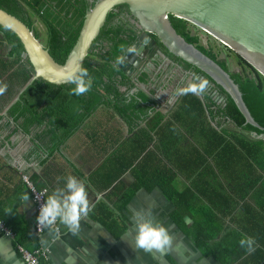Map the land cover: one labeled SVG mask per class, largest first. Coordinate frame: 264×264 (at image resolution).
<instances>
[{"label":"crops","instance_id":"1","mask_svg":"<svg viewBox=\"0 0 264 264\" xmlns=\"http://www.w3.org/2000/svg\"><path fill=\"white\" fill-rule=\"evenodd\" d=\"M11 75L0 78L8 85L0 95V220L15 237L0 229V264H26L18 245L30 252L47 247L41 264H264V134L244 137L245 144L216 108L207 109L211 94L176 97L173 83L163 91L160 84L141 86L150 97L136 91L119 103L127 117L104 106L51 151L39 144L46 126L25 133L10 115L17 103L6 111L24 84ZM211 101L225 107V100ZM23 175L45 189L46 198L68 175L85 182L92 211L77 235L59 224L58 234L47 228L35 234L36 211ZM25 194L28 201L21 199ZM153 201L150 218L174 237L164 255L134 248L133 211L147 213ZM242 235L255 238L254 252L240 247Z\"/></svg>","mask_w":264,"mask_h":264},{"label":"trees","instance_id":"2","mask_svg":"<svg viewBox=\"0 0 264 264\" xmlns=\"http://www.w3.org/2000/svg\"><path fill=\"white\" fill-rule=\"evenodd\" d=\"M97 1L0 0V8L19 18L32 31L33 19H37L46 32L45 47L49 50L50 55L57 64L63 65L68 53L71 52L79 37L87 10L93 8ZM126 9L128 10L127 5H121L108 15L107 25L96 40L90 56L84 62L83 68L88 69L89 76L93 81L89 92L81 96L69 95L70 89L75 87L74 84L57 87L37 80L32 83V86L22 95L21 100L12 108L10 115L16 116L15 121L21 122L19 127L25 133H29L33 127H47L48 131L44 134L43 139L38 137L39 144L44 148H48L49 146L48 150H56L57 146L53 145V143H62L68 136L86 125L90 118L104 106L115 110L123 117H127V110L121 108L119 104L124 101L125 97L116 86L117 78L122 73L118 70L115 63L116 58L121 55L124 56L137 38V31L133 27H128L123 20L119 19V14ZM174 19L178 21L176 26L180 30V34L188 42L196 44L198 49L215 60L224 71L230 74L232 80L242 93L243 101L250 111L253 121L264 129V79L243 58L225 47L230 54H233L240 68V72L231 73L226 60H219V57L213 50H208L199 45V38L196 35H192L191 32L187 33L188 22L179 18ZM34 36L38 39L35 34ZM0 42L1 44L4 43L7 47H11L9 52L10 57L16 58L17 61L20 60L21 55L24 53L22 43L13 32L1 25ZM121 45L124 47L123 51L120 49ZM177 59L181 60L180 58ZM17 61L9 62V65L3 66L0 76L7 75L8 72L13 70L17 65ZM181 61L187 69L191 67L186 62H183V60ZM27 72V68L23 66L22 70L13 73L11 77L15 81H19L20 79L25 84L28 79ZM196 72L203 74L197 69ZM203 76L214 85L215 90L226 101L225 107L222 108L216 106L211 101V96L205 95L206 101L211 103V106H207V109L216 108L217 111L215 113L218 117L233 122L239 128L249 130L257 135L264 134V130L246 125L245 118L224 90L215 85L205 74ZM10 81H12V78H10ZM121 84L127 86L128 79ZM196 105L202 107L198 98H196ZM157 118L159 119L158 122L161 123V118L159 116ZM156 128L158 127L153 126L154 130ZM58 132H61V135H58ZM232 135L235 138L239 137L237 134L232 133ZM240 138L245 144H250L244 137L241 136ZM261 144V141L254 142L255 146H261ZM142 149L143 147L140 146L138 151ZM159 167H162L161 162ZM155 169L160 174L165 173V176H168L166 171L157 167ZM136 174L140 176L138 171H136ZM33 186L37 190L43 189L37 187L35 184Z\"/></svg>","mask_w":264,"mask_h":264},{"label":"water","instance_id":"3","mask_svg":"<svg viewBox=\"0 0 264 264\" xmlns=\"http://www.w3.org/2000/svg\"><path fill=\"white\" fill-rule=\"evenodd\" d=\"M121 5L128 6L133 23L140 32L130 48L132 51L124 55V62L119 66L126 74L128 69L125 67L130 69L133 66L128 77L146 61L156 44L149 35H155L169 54L199 70L222 88L245 118L246 125L264 130L253 121L242 93L230 74L196 45L186 41L170 19L184 20L216 38L264 79V0H98L93 8L87 10L79 37L63 65L57 64L49 50L35 38L33 31L23 21L0 8V25L19 38L31 73L30 79L20 87L6 111L18 103L37 80L57 87L71 84L66 80L67 73L73 68L83 67L107 25L108 15ZM229 126H232L233 132L248 140L256 137L255 133L239 128L233 122H229Z\"/></svg>","mask_w":264,"mask_h":264},{"label":"clouds","instance_id":"4","mask_svg":"<svg viewBox=\"0 0 264 264\" xmlns=\"http://www.w3.org/2000/svg\"><path fill=\"white\" fill-rule=\"evenodd\" d=\"M120 49L121 51L124 50L123 45L120 46ZM128 51H132V49H128ZM124 59L123 55L118 56L115 61L116 65L122 64ZM66 80L75 85L74 88L70 89L69 95L81 96L92 88V78L89 76L88 69L83 67L70 70L66 75ZM7 87L6 83H0V95L6 92ZM208 88L209 81L207 79L193 74L189 82L183 86L178 85L175 88L173 95L176 97L189 94L203 96ZM21 199L28 201L29 196L25 194ZM154 204L155 202L153 201L149 205L147 213L143 209L133 211L136 229L134 248L142 249L147 253L155 251L164 255L172 251L174 237L164 224L150 218L152 215L151 208ZM5 211L11 212L10 209H6ZM91 211L92 206L88 199L85 182L74 175H68L63 187H57L47 195L46 200L40 207L36 220L40 229L47 228L50 232L58 234L59 228L57 225L59 224L63 225L72 235H77L81 231L82 219L86 218ZM239 245L246 252L252 253L255 251L256 240L253 236L242 235Z\"/></svg>","mask_w":264,"mask_h":264},{"label":"flooded vegetation","instance_id":"5","mask_svg":"<svg viewBox=\"0 0 264 264\" xmlns=\"http://www.w3.org/2000/svg\"><path fill=\"white\" fill-rule=\"evenodd\" d=\"M89 1L93 2L94 0H89ZM119 19L123 20L124 23H126V25L128 27H133L137 31V36L140 35L138 28L133 23L134 18L131 16L129 9L128 10L126 9L121 14H119ZM170 19H171V23H173V26L175 27V29L180 34V30L176 26L178 21L174 18H170ZM197 28L198 27H194L190 23H188V27H187L186 31H187V33L191 32V34L195 36L196 34H194L193 32L194 31L196 32ZM149 36L152 38V40H155L156 44L151 48L150 52L148 53L146 61L142 62V64L139 65L138 68L133 70L134 72L132 73V75H130L129 77L127 76V74L128 75L130 74L131 69H133V66L132 67L130 66V69L128 67H125V69H128V72L126 74L122 70L119 69L120 64L117 65L118 70L121 71L122 75L118 76L117 81H116V86L121 91L122 95H124V97L125 96L126 97L131 96L132 92H134L133 96H135L136 94H138V95L141 94V96H145V97L149 96L150 97V95L144 93V91L139 89V87H141V86L145 87L147 89H152L153 87L160 84V87H156V88H158L160 90L162 89V91H163L165 86L170 87L171 86L170 83H173L174 89H175L178 85H180V86L185 85V80L190 81L192 79L193 74L207 79L205 76H203V74H198L196 72L195 68L190 67L189 69H187L182 64V61L177 59L178 57H176V56L174 57V55L169 54L167 49L165 48V46L162 44V42L155 35L150 34ZM194 45H196V44H194ZM128 52L129 51L127 50L124 55L126 56V54ZM7 55L5 57H7ZM15 60H17V59L16 58L13 59L10 56L7 57L6 60L4 61V64L2 65V67L9 65V62H13ZM219 60H222V59H219ZM17 62H18V64L14 67L13 71L8 72V76H10L13 72L14 73L19 72L20 67L25 66L28 70V72H27L28 73V79L27 80H29L31 73H30V71L26 65V59L23 56V54L21 55L20 60H18ZM149 67H153V70L149 69ZM1 70H2V68H0V71ZM5 76H7V75H1L0 78L5 77ZM170 77L173 79H170ZM186 77H188V78H186ZM124 78H125V80H124ZM127 79H128L127 86H123V84H121V83L122 82L124 83V81H126ZM166 83H167V85H166ZM136 91H137V93L135 94ZM206 93L211 94V96H213L214 98L221 101V104L224 105L225 98L223 96H221L217 90H215L214 85H212L210 82H209V88H208Z\"/></svg>","mask_w":264,"mask_h":264},{"label":"built area","instance_id":"6","mask_svg":"<svg viewBox=\"0 0 264 264\" xmlns=\"http://www.w3.org/2000/svg\"><path fill=\"white\" fill-rule=\"evenodd\" d=\"M23 181L27 184L28 188L30 189V197L34 205V209L36 211V217H37L39 215V210L41 205L46 200V190L45 189L37 190L33 186L34 184L31 182L30 178L27 175H23ZM36 217L34 222V231L35 234L39 236L44 230V228L40 229L38 227ZM0 229L4 233V235L7 236L8 238L15 237L13 231L10 228L6 227L1 220H0ZM17 249L20 252L22 260L26 264H41L42 260H46L47 255L49 253L48 248L45 246H40L32 252H30L22 245H18Z\"/></svg>","mask_w":264,"mask_h":264},{"label":"rangeland","instance_id":"7","mask_svg":"<svg viewBox=\"0 0 264 264\" xmlns=\"http://www.w3.org/2000/svg\"><path fill=\"white\" fill-rule=\"evenodd\" d=\"M33 31L36 37H38V41L40 43L45 44L46 39V32L43 28V26L37 21V19H33ZM196 34V36L199 38V45L206 48L213 50L219 59H223L227 61V66L229 67V70L231 73H237L240 72V68L237 65V62L235 60V57L233 54H230V52L223 46L219 41L210 36L205 31L197 28L196 32H193ZM8 52V48L0 42V60H4L3 56H5ZM14 59V58H13ZM5 61V60H4Z\"/></svg>","mask_w":264,"mask_h":264},{"label":"bare ground","instance_id":"8","mask_svg":"<svg viewBox=\"0 0 264 264\" xmlns=\"http://www.w3.org/2000/svg\"><path fill=\"white\" fill-rule=\"evenodd\" d=\"M118 68V67H117Z\"/></svg>","mask_w":264,"mask_h":264}]
</instances>
